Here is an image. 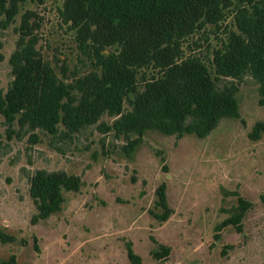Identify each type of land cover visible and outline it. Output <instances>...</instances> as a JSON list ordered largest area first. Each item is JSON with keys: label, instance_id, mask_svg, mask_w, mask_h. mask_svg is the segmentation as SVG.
Here are the masks:
<instances>
[{"label": "rangeland", "instance_id": "rangeland-1", "mask_svg": "<svg viewBox=\"0 0 264 264\" xmlns=\"http://www.w3.org/2000/svg\"><path fill=\"white\" fill-rule=\"evenodd\" d=\"M61 6L62 0H27L22 12H38V46L56 70L66 65L69 74H82L91 65L62 24ZM20 20L21 14L0 27V88L12 78L9 56ZM222 31L209 25L188 43L199 41L210 64ZM237 95L241 117L223 118L207 137L150 129L131 154L124 136L103 131L113 120L108 115L70 139L38 130L34 142L17 125L11 131L0 114V228L16 238H0V261L15 254L17 264H132L130 244L142 264H264V133L250 136L264 121V105L250 77ZM38 169L79 175L83 185L66 192L60 212L33 222L30 177ZM162 182L173 210L166 221L155 215L162 212L156 203ZM239 196L252 202L242 231L223 224L237 211ZM160 243L171 247L161 260L152 254Z\"/></svg>", "mask_w": 264, "mask_h": 264}, {"label": "trees", "instance_id": "trees-1", "mask_svg": "<svg viewBox=\"0 0 264 264\" xmlns=\"http://www.w3.org/2000/svg\"><path fill=\"white\" fill-rule=\"evenodd\" d=\"M26 2L0 0V27L8 28L21 14L9 56L12 78L6 89L0 88V114L11 131L17 125L34 142L38 130L70 139L104 115L113 120L102 124L103 131L124 136L127 154L150 129L204 138L223 118L241 117L237 94L246 77L258 84L264 105V0H62L60 20L74 32L77 49L91 65L72 75L66 65L57 71L43 54L39 14L22 12ZM209 25L224 34L212 49L210 64L199 41L188 43ZM262 133L264 121L259 120L250 136L259 139ZM82 185L79 175L64 170H36L29 188L36 206L33 222L60 212L66 192ZM156 193L162 212L155 215L166 221L173 210L165 182ZM251 206L239 196L237 211L223 224L242 231ZM0 238L16 239L2 228ZM170 250L160 243L152 254L161 260ZM128 257L132 264H142L130 244ZM0 264H17V257L12 254Z\"/></svg>", "mask_w": 264, "mask_h": 264}]
</instances>
